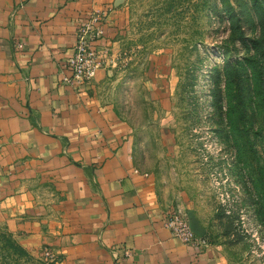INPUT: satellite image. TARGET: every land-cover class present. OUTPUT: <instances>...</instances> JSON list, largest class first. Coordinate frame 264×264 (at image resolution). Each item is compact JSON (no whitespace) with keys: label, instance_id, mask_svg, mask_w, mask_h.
<instances>
[{"label":"rangeland","instance_id":"374dc122","mask_svg":"<svg viewBox=\"0 0 264 264\" xmlns=\"http://www.w3.org/2000/svg\"><path fill=\"white\" fill-rule=\"evenodd\" d=\"M117 4L121 45L98 53L100 95L131 134L135 166L222 264H264V0ZM5 218L0 264H53Z\"/></svg>","mask_w":264,"mask_h":264},{"label":"crops","instance_id":"0c3cea01","mask_svg":"<svg viewBox=\"0 0 264 264\" xmlns=\"http://www.w3.org/2000/svg\"><path fill=\"white\" fill-rule=\"evenodd\" d=\"M120 1L0 0V214L53 264H222L216 247L163 226L171 200L135 166L131 134L100 95L104 70L62 81L93 11L106 15L97 52L120 47Z\"/></svg>","mask_w":264,"mask_h":264},{"label":"built area","instance_id":"2783aa9c","mask_svg":"<svg viewBox=\"0 0 264 264\" xmlns=\"http://www.w3.org/2000/svg\"><path fill=\"white\" fill-rule=\"evenodd\" d=\"M102 22L103 15L95 11L77 27L72 54L67 59L66 64L70 74L63 75V83L79 85L91 80L96 74L100 63L95 42L103 35ZM163 226L171 236L198 251L208 246L207 237L205 235L199 236L192 231L187 215L180 209H170L165 214ZM43 253L51 261L56 258L55 253L48 247H43Z\"/></svg>","mask_w":264,"mask_h":264},{"label":"water","instance_id":"95a60500","mask_svg":"<svg viewBox=\"0 0 264 264\" xmlns=\"http://www.w3.org/2000/svg\"><path fill=\"white\" fill-rule=\"evenodd\" d=\"M187 217H188L189 225H190V228L192 229V231L194 233H196L197 235H199V236H204L205 235L204 231L199 226V224L197 223L196 219L191 214H188Z\"/></svg>","mask_w":264,"mask_h":264},{"label":"trees","instance_id":"16d2710c","mask_svg":"<svg viewBox=\"0 0 264 264\" xmlns=\"http://www.w3.org/2000/svg\"><path fill=\"white\" fill-rule=\"evenodd\" d=\"M206 236V235H205ZM207 239H208V237H207Z\"/></svg>","mask_w":264,"mask_h":264}]
</instances>
